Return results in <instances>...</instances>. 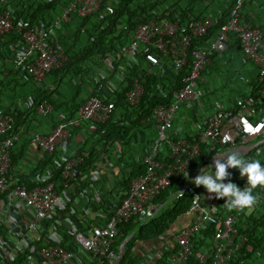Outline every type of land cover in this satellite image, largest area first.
I'll list each match as a JSON object with an SVG mask.
<instances>
[{"label": "built area", "instance_id": "obj_1", "mask_svg": "<svg viewBox=\"0 0 264 264\" xmlns=\"http://www.w3.org/2000/svg\"><path fill=\"white\" fill-rule=\"evenodd\" d=\"M9 1L0 0V40H4L12 32L17 34V41L11 45L15 50L13 64L40 87L49 74L60 69L66 62L63 49L54 42L53 28L58 21L47 28L31 27L26 20L17 21L16 11L19 8L10 5ZM103 1L74 0L61 19L67 20L68 13L72 10H76L81 16L95 13ZM246 1L235 0L228 22L220 26L208 47L202 50H192L191 42L194 38L206 35L214 21L211 15H206L203 19L192 17L187 24L180 25L178 20L170 18V12L163 10V13L152 15L137 25L130 35L128 47L123 48L120 53L127 58L128 66L138 64V60L142 59L146 70L140 71L138 77L133 79L132 87L125 95V109L136 106L143 96L142 79L145 72H150L154 67L163 69L166 63L176 71L188 66L189 72L182 79L183 86L172 92V102L152 109L158 138L148 146L143 157V162L147 165L146 171L131 181L126 197L110 218L106 217L105 208L92 211L91 207L100 203V193L89 195L87 191L80 190L76 198L69 193L71 182L83 162V155L69 159L61 176L55 181L50 180L49 175L38 174L36 181L41 184L30 189L12 182L11 176H7L11 166V151L20 141L24 130L21 127L14 128L11 114L0 116V194H3L0 214L11 208L15 213L25 215L21 224H16L17 231L11 233V236L17 233L16 248L10 249L7 241L0 236V264L14 261H18V264L79 262L76 253L61 246L65 236L80 252L97 262L107 260L109 264H118V253L122 247L115 252L118 226L132 217L144 218L155 211L157 206L152 202L161 190L171 185L174 178H178L182 184V190L175 196L181 197L182 193L188 192L192 199L184 215L185 226L177 227L180 229L173 226L167 235L157 238L165 251H175L167 264H184L191 256L199 264H264V246L257 245L256 240L253 249L246 224L247 220L255 221L252 218L254 215L263 214L261 221L264 225V187L257 186L253 189L255 201L251 206L243 211H236L227 209L223 198L216 199L214 194L207 193L203 187L191 182L200 168L194 167L193 161L200 155L203 145L210 146L209 151L212 152L217 146L225 151V155L240 150L241 154L244 153L241 155L243 158H255L264 165V118L252 120L258 115L257 107L262 101L247 97L238 101L233 110H224L219 102H215L214 113L203 121L202 129L194 127V131L197 130L196 136L191 139L177 138L173 131V121L182 105L192 104L198 111L202 109L204 92L201 86L205 79L201 73L209 65L211 56L226 51L230 33L238 38L244 60L251 61L258 67L259 81L264 80V32L242 20L240 13ZM108 11L112 12L110 7ZM114 61L107 54L101 63L112 72ZM116 79L122 83L123 74L117 73ZM113 88L115 91L116 86ZM262 96L264 97V91ZM31 103L28 100L27 106ZM36 110L47 115L52 108L50 104L43 102ZM115 113V103L99 97L87 99L78 108L79 119L91 123V132L96 130L97 124L108 122ZM70 125L71 122H61L47 135H31L29 150L35 155L43 156L52 154L57 147L67 145L71 135ZM163 148L166 149V159L157 160L156 156L160 155ZM227 171L233 182L240 187L244 186L245 180L239 177L237 169L229 168ZM100 173V169H97L91 179H98ZM81 203L85 206L81 210L92 216L87 223L86 219L77 215ZM74 214L83 229L72 223ZM54 215L58 218L56 222L51 221ZM7 217L12 219L13 216L8 214ZM182 219L183 217L180 221ZM64 224H68L67 227ZM207 229L211 230V234H202ZM42 238H46L47 242L35 254H30L19 262L22 254L18 251L32 252V245ZM193 243L201 245V248L193 251ZM152 248L155 250L152 255L160 253L154 246ZM155 259V256L153 259L149 258L148 264H154Z\"/></svg>", "mask_w": 264, "mask_h": 264}, {"label": "trees", "instance_id": "obj_2", "mask_svg": "<svg viewBox=\"0 0 264 264\" xmlns=\"http://www.w3.org/2000/svg\"><path fill=\"white\" fill-rule=\"evenodd\" d=\"M73 1L74 0L9 1L10 5L19 8V13L16 15L17 21L20 19L23 21L26 20L31 27L47 28L53 25L58 17L60 18L57 25L53 28L54 42L63 49L66 55V62L60 69L49 74V76L53 75V84H51V86L47 84L46 86L45 83L43 84L44 86H36L32 78L26 74L33 82L34 88L32 93L35 97L29 106H27V101H25L24 118L25 121H29L33 116L35 117V112L39 104L46 102L53 107V112L49 115L55 116L52 127L55 128L61 122H71L69 126L71 135L67 145L57 147L52 154L39 156L38 163H36L33 168L29 171H23L21 167L25 166L27 162L25 150L29 148L30 137L33 135L32 133H27V130H24L25 132L21 137L22 139H20L21 141L17 142V145H15L11 151V166L7 176H11V181L15 182L16 185L22 184L30 189L41 184L36 181L38 174L49 175L51 176L50 180L55 181L61 176L63 167L69 159L84 155L83 162L78 167L77 176L71 182L69 193L73 198L79 195L80 190L87 191L89 195L97 192L100 193V203L95 204V206L98 208L97 210H100V207L105 208L106 217L110 218L114 210L120 206L122 200L126 197L131 181L136 176L142 173L144 174L146 171L147 165L145 163H143V166H138L133 162L131 164L128 163V160L132 157L130 153L134 150L132 147V132L137 128L146 130L152 127V109L158 105L167 106L172 102L171 94L173 91L183 86L182 79L188 74L189 67L187 66L182 70L176 71L168 64H164L163 69L154 67L150 72H145L142 79L143 96L138 104L132 108L134 118L130 120L126 112L115 113L108 122L97 124L94 132L89 130L91 123L80 120L79 118L75 120L74 118H76L75 113L77 109L83 102L91 97H101L94 91L93 94H88L85 98L86 100L78 102L79 97H81L78 95L80 89L82 85H85V80L88 79L92 81L90 78L92 75L91 66H98L101 64L100 59H102L105 54H109L115 59L112 64L114 72H120V69L126 67L127 64L124 59L118 55L122 48L129 45L130 35L137 25L150 16L163 13V10H167L170 12L169 16L171 19L178 20L180 25H184L187 24L192 17L203 19L208 11L207 7L203 5V2L214 0H198L199 2H196V0H104L99 10L95 13L81 16L76 10H72L68 13L67 20L61 19L64 12L69 9ZM225 1H227L226 10L224 9L218 16L220 18L214 17L213 24L206 35L192 39V50H202L208 47L209 43L216 36L220 26L228 22L229 14L234 6L235 0ZM251 1L253 0H247L246 2L249 4ZM244 3L240 13L242 20L251 26L259 27L264 32V26L255 25L249 15L243 14L244 8L248 5ZM196 5L204 6V8L200 9L196 7ZM108 7L111 8V13L108 11ZM7 37L8 42H4V52L8 53V50H12L11 45L15 42L14 40L17 39V34L12 32L7 35ZM226 51V54L230 51L242 52L239 40L234 33H230L229 35ZM225 52L211 56V63L215 58H218V56L222 57ZM191 61L192 59L190 58L189 63H191ZM245 62H248L256 68V75L250 81L251 94L247 97H253L257 101H262L260 107L264 109V97L262 96V91H264V80L262 82L259 81V69L253 62ZM19 69L22 70L21 68H16V74L21 72ZM126 69L131 71V73L128 74L125 82L120 84L117 88L118 90H115V97L109 100L113 101L117 108L124 107L126 92L131 89L132 80L136 78L135 76H137L138 73L137 67L130 69L127 66ZM205 69L201 73L203 77L206 73ZM66 77L70 78L75 88V93H72V98L69 100H63L62 97L59 98L60 94H58V87L62 85L63 79ZM52 86L53 88H51ZM247 97L245 96L240 100ZM260 107L258 106V109ZM65 112H67V114ZM6 113H9V110H6V112L3 111L1 115ZM25 121L22 120L21 116H14V128L18 129ZM142 121L143 123H141ZM200 129H202V127H200ZM196 131L193 130V132L186 133L184 138L191 139V137L197 135ZM77 138L82 140L78 141ZM100 142H103L107 148H110L115 142V146L113 145L111 147L114 153L111 151L107 153L108 161L112 162L114 165L117 166L119 163L117 157L128 158V160L125 161V168L120 166L118 174H115L117 182L113 184V188L109 187L110 184L107 176H99L98 179L95 180L91 179L98 169V164L96 163L100 158H98L97 154V143ZM153 143L151 142V144ZM210 149L208 145H206L205 148L202 146L200 155L193 161L194 167L206 165L210 158L207 157V155L211 156L219 150V148L215 146L213 152L210 151L209 153ZM206 152L209 154L205 155ZM116 155L117 157H115ZM156 159H160L159 154L156 156ZM181 190L182 184L178 178H174L171 185L161 190L152 202L153 205L157 206V212L153 210L149 216L144 218L132 217L118 226L117 237L114 242L115 252H117L119 247H121L127 238L133 234L127 240L123 257L118 264H148L149 261L147 260L149 258L153 259V256L156 258L154 264H167V260L175 251L172 249L165 251L163 246L157 241V238L162 235H167L171 227H175L177 224L180 225L181 218L188 211L192 195L186 192L182 193L181 197H176L175 195L177 192ZM2 197L3 194H0V200ZM78 212L79 214L77 215L86 219L85 223L89 222L90 217H92L91 215L86 214L83 210H78ZM77 215H72V223L76 224L80 229H83V225L80 224ZM262 216L263 214L254 215L253 217L250 215L255 221H246L248 225L247 234L253 249H255L256 240H258L257 245L264 246V225L263 221H261ZM51 221H58L57 215H54ZM202 234L210 235L211 230L207 229L204 233L202 232ZM138 245L143 246L144 252L137 250ZM32 246L34 250H38L43 246V242L37 241ZM61 246L75 253L78 251V247L69 243V239L66 236ZM153 246L160 253L152 255L151 253L155 252L152 248ZM200 248L201 245L193 243V251ZM79 256L83 257L85 262L79 260L77 264H109L107 260H103V262L99 263L83 252H80ZM25 257H27L25 253L20 255L19 262H22ZM7 264H18V261L9 262ZM184 264H199V262L191 256Z\"/></svg>", "mask_w": 264, "mask_h": 264}, {"label": "crops", "instance_id": "obj_3", "mask_svg": "<svg viewBox=\"0 0 264 264\" xmlns=\"http://www.w3.org/2000/svg\"><path fill=\"white\" fill-rule=\"evenodd\" d=\"M245 3L248 4L247 2ZM203 5H205V7H207V10H208L206 12V15H211L213 18L215 16L216 18H220L218 16L224 11V9L226 10L227 1L225 0L206 1L205 3L203 2ZM196 7H199L200 9L204 8V6H200V5H196ZM17 13H19L18 10L16 11V14ZM243 14L249 15L255 25L264 26V0L251 1V3L246 5V7L244 8ZM59 19L60 18L58 17L56 21H58ZM6 41L8 42L7 36L5 37L4 40H0V116H2L1 114L3 111L6 112V110H9V113H6V114H11V116L13 117V121H14V116L16 117L21 116L22 120L25 121L24 110H25L26 105L24 103L25 101H28V100H31V101L34 100L35 96L32 93L34 85H33L32 80L27 77L26 73L23 70L19 69L21 72L19 74H16V67L13 64L15 50L13 49L11 51L8 50V53L4 52L5 51L4 42ZM14 41H17V40H14ZM225 54L222 57L218 56V58H215L212 63L210 60L209 66L207 67L208 69L207 68L205 69V72H206L204 75L205 82L201 86L205 94L202 100V109L198 111L196 107H194L192 104L191 105L184 104L180 107L179 112L177 113L173 121V131L177 134L178 138H184L186 133L193 132L195 126L202 127L203 121L206 120L209 116H211L214 113V103L215 102H219L224 110H233L235 109L236 104L238 101H240V99L244 98L245 96L247 97L251 94L250 81L256 75V68L253 65L243 60L242 52L230 51L227 53L228 55L227 54L225 55ZM104 56L102 57V59L104 58ZM118 56L122 57L125 63L127 62V58L123 54L120 53ZM102 59H100V62ZM127 66L128 64L126 65V67ZM126 67L123 69H120L121 70L120 72H116V71L109 72L106 68L104 69V66L101 64H99L98 66L96 65L91 66L92 75L90 76V78L92 79V81L88 79L84 81L85 85H82V88L80 89V93L78 94L81 96L79 97L78 102H80L81 100H86L85 98L88 96V94L89 93L93 94L94 91L98 93L101 98L112 100L115 97V91H114L113 86L114 87L116 86V88H118L120 84L125 82L128 74L131 73V71H128ZM128 67L130 69L137 67L138 73L146 69L145 64L142 59L138 60V64L135 63L134 65L128 66ZM117 73L123 74L124 80L122 81V83H120L116 79ZM138 73H137V76L139 75ZM48 77L49 75L46 77L44 83L45 85L47 84L48 86H51L53 82L51 80V77L49 79ZM51 88H53V86ZM116 88L115 90H118ZM73 92L75 93V88H73ZM62 98L63 100H69L70 98H72V96L69 98H65L64 96H62ZM260 106H261V103L259 104V107ZM51 108H52L51 112L47 115H42L36 111L35 117L33 116L32 119H30L29 121L26 120L24 124L20 125V127L23 128V130H27V133L29 134L30 133L32 134L36 133V134H41V135L49 134L50 131L53 129L52 124L55 121V116H49L53 112V107L51 106ZM132 108L133 107H129L128 109H125V105H124V107L117 108V114L126 112L129 115L130 120H132V118H134V113H132ZM263 110L264 109H262L261 107L259 109L257 107L258 115L255 116V118H253L252 120H256V118H264ZM67 112H68V109H67ZM67 112L65 113L67 114ZM31 115H34V114H31ZM37 115H41L42 117L44 116L46 120L45 121L38 120ZM75 116L76 118L74 119L78 120L79 118L78 109L75 113ZM141 123H143V121ZM152 124L153 125L151 128H147L146 130H144L143 128H137L135 129V131L132 132L131 134L133 135L132 147L134 149L133 152L130 153L132 157L128 160L127 157L126 158L117 157L116 155L115 157H117V160L119 161L117 166L114 165L112 162L108 161V155H107L109 151L114 153V150L111 149V147L113 145L115 146V142L114 144H112L110 148H107L103 142L97 143L98 144L97 154L100 160L96 164H98V169H100L101 171L100 177L101 176L108 177L110 188L114 187L113 185L114 183L116 184L117 177H115V174L116 175L118 174L120 166L125 168L126 160H128L129 164L133 162L138 166L139 165L143 166V163H144L143 157L146 154V150L148 146L151 144V142L153 143L158 138L157 129H156L154 121ZM38 131H40V133H38ZM77 139L78 141L82 140L80 138H77ZM203 147L205 148L206 145H203ZM118 149L121 150L120 148ZM218 152H225V151L219 148ZM209 153L206 152L205 155ZM214 154H212L211 156L207 155V157H210V158L206 165L212 164V167H213V164L216 158L225 156V154L215 155V156ZM238 154L243 155L244 153L241 154L240 152ZM166 155H167L166 149L163 148V151L160 153L159 160L166 159ZM25 156H26L27 162L25 163V166L21 167V169L23 171H29L31 168H33L36 165V163H38L39 156L33 154L31 150H29V148L25 150ZM220 161L224 162L225 160H220ZM84 207H85L84 204L81 203L79 205L78 210H81ZM91 208H92V211L93 210L98 211L97 210L98 208H96V206H93ZM156 209L158 211V208ZM8 214L13 216L12 219H8L7 217ZM89 215H91V213H89ZM185 218L186 216H183L182 221H180L181 222L180 225L178 224L175 225L176 229H180V228H177L179 226H185L184 225L186 221ZM23 219H25V215H21V214L19 215L18 213H15L14 211H12L11 208H9L7 212L0 214V236L2 237V240L7 241L6 244L10 249L11 248L14 249L18 245L17 244L18 238L15 237L17 236L16 235L17 233L15 235H12L14 236L13 238L11 236V233L17 231L16 224L17 223L21 224ZM64 225L65 227H67L68 224H64ZM27 235H30V233H27ZM40 241H42L43 244H45L47 242V239L42 238V240ZM124 250H125V247H124ZM137 250L140 252H144L143 246L141 245L137 246ZM36 251L37 250H34L33 248L32 252H29V250H27V252L26 251L23 252L22 250H19L18 252H20V254L25 253L26 256H28L30 254H35ZM79 253H80L79 250L76 251V254L79 257V260H83L85 262L83 257L79 256ZM119 253H118V256H119ZM120 260L118 261V263L120 262ZM73 264H77V261L73 262Z\"/></svg>", "mask_w": 264, "mask_h": 264}, {"label": "clouds", "instance_id": "obj_4", "mask_svg": "<svg viewBox=\"0 0 264 264\" xmlns=\"http://www.w3.org/2000/svg\"><path fill=\"white\" fill-rule=\"evenodd\" d=\"M224 153L218 152L214 156ZM229 168L238 170L239 177L245 180L243 187L231 180L227 171ZM191 182L195 186H202L207 193L214 194L216 199L223 198L227 209L243 211L255 201L253 189L264 187V165L258 159H245L236 152H229L224 162L215 161L214 168L212 164L200 167Z\"/></svg>", "mask_w": 264, "mask_h": 264}, {"label": "rangeland", "instance_id": "obj_5", "mask_svg": "<svg viewBox=\"0 0 264 264\" xmlns=\"http://www.w3.org/2000/svg\"><path fill=\"white\" fill-rule=\"evenodd\" d=\"M196 2H199V1L196 0ZM215 12H213V13H215ZM101 65H103V64L101 63ZM104 69H105V67H104ZM50 77H51V80H52L53 79V75H50L48 77V79ZM73 88H74V85H73V82H71L70 78L69 77L64 78L62 85L58 87V94H60L59 98H61L62 96H64L65 98L71 97L72 93H73ZM37 118L40 121H45L46 120V118L44 116L42 117L41 115H37ZM38 133H40V131H38ZM234 152H238L239 153L240 150H235ZM214 166H215V162L213 164V168H214Z\"/></svg>", "mask_w": 264, "mask_h": 264}, {"label": "water", "instance_id": "obj_6", "mask_svg": "<svg viewBox=\"0 0 264 264\" xmlns=\"http://www.w3.org/2000/svg\"><path fill=\"white\" fill-rule=\"evenodd\" d=\"M226 159H227V155L222 156V157H220V158L218 157V158L215 159V161L226 160ZM215 161H214V162H215ZM155 211H157V209H156ZM132 235H133V234H131V235L127 238V240H128ZM127 240L123 243V246L121 247V250H120V253H119V256H118V261L121 259L122 255H123L124 247H125V243L127 242Z\"/></svg>", "mask_w": 264, "mask_h": 264}]
</instances>
